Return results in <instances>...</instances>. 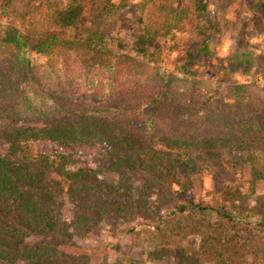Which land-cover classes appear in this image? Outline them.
I'll return each mask as SVG.
<instances>
[{
  "label": "trees",
  "instance_id": "16d2710c",
  "mask_svg": "<svg viewBox=\"0 0 264 264\" xmlns=\"http://www.w3.org/2000/svg\"><path fill=\"white\" fill-rule=\"evenodd\" d=\"M159 1L183 14L178 23L191 18L194 10L207 15L211 2ZM96 2L100 4L93 5L91 13L98 11V26H84V37L67 40L49 33L31 43L28 33L11 29L1 40L0 137L8 143L9 152L0 155V205L11 210L12 214L4 213L13 221L7 225L0 221V264H49L57 252L52 240L37 245L26 241L32 231L63 228L57 212L41 202L51 192L46 173L67 178L71 189L74 184L80 191L101 186L100 169L89 165L71 169L67 155L41 152L34 149V142L55 143L72 152L83 145L100 148L102 169H142L148 175L147 187L173 192L176 186L180 211L215 220L213 226L194 235L200 238L193 239L196 245L183 241L184 231L162 237L150 251L152 258H174L181 264L209 260L215 264H264V193L257 195L254 205L243 208L183 203L188 179L217 163L238 176L242 174L238 169L249 165L250 188L255 193L258 183L264 181V102L254 101L238 89L230 112L224 114L213 109L210 95L170 89L163 76L146 72L149 67H144L141 56L146 58L147 44L158 45L156 41L176 23L167 19L163 26L152 29L150 25L156 23L151 18L132 46L141 56L132 55L110 45L107 27L100 26L106 12L114 11L112 0V4ZM152 2L155 0L140 3L141 14ZM85 3L71 0L65 12L55 13V19L79 30L85 24L86 9L92 8ZM201 50L190 48L189 57ZM34 53L42 56L40 61ZM149 106L155 107L152 113L146 112ZM109 188L113 194L119 192Z\"/></svg>",
  "mask_w": 264,
  "mask_h": 264
},
{
  "label": "rangeland",
  "instance_id": "374dc122",
  "mask_svg": "<svg viewBox=\"0 0 264 264\" xmlns=\"http://www.w3.org/2000/svg\"><path fill=\"white\" fill-rule=\"evenodd\" d=\"M84 1L92 8L86 9L85 24L77 30L55 19V13L65 12L71 0H12L9 5L7 0H0V46L11 29L28 33L31 43L49 33L67 40L86 36L84 26H98V11H91L93 5L100 3ZM142 1L112 0L114 11L106 12L104 19H100V26L107 27L106 41L110 45L141 56L132 51V46L145 32V23L154 19L152 23L156 25L150 26L155 29L171 19L177 25L156 41L158 45L148 43V55L144 59L141 56L144 67L150 69L146 72L163 76V83L168 81L170 89L179 92L193 89L195 95H210L213 109L224 114L230 112L229 106L238 89L252 100L264 102V0H211L207 15L194 10L191 18H184L183 22H180L183 14L172 11L171 5L163 6L159 0L149 3L146 13L141 14ZM185 3L190 4V0ZM209 36L211 39L205 43L204 39ZM192 47L202 50L189 57ZM33 57L40 61L42 56L34 53ZM154 110L153 106L146 108L147 113ZM33 147L45 153L67 155L71 169L89 165L101 171V186L88 191L78 190L75 184L71 189L67 178L55 172L46 173L51 192L41 202L57 212L63 228L45 233L32 231L26 241L37 245L52 240L57 252L49 258V264H181L174 258H152L150 251L162 237L182 231L186 233L182 235L183 241L196 245L193 239L200 238L194 235L215 223L213 218L199 213L180 211L181 199L175 196L176 186L173 192H163L155 185L147 187L148 175L142 169L124 172L102 169L100 148L83 145L72 152L49 142H34ZM8 152V143L0 137V155ZM238 170L242 171L240 176L217 163L191 176L183 203L216 208L254 205L257 195L264 193V181L258 183L253 193L250 166ZM110 186L119 192L111 193ZM25 188L22 184L21 189ZM4 212L12 214L0 205V221L7 225L13 219ZM206 264L215 263L209 260Z\"/></svg>",
  "mask_w": 264,
  "mask_h": 264
}]
</instances>
